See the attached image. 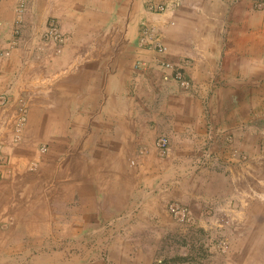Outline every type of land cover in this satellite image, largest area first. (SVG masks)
<instances>
[{
    "label": "crops",
    "instance_id": "1",
    "mask_svg": "<svg viewBox=\"0 0 264 264\" xmlns=\"http://www.w3.org/2000/svg\"><path fill=\"white\" fill-rule=\"evenodd\" d=\"M259 1L179 0L157 14L149 0H0V143L11 168L0 182V264H151L177 227L172 200L201 224L208 209L234 221L231 249L213 264H264ZM52 22L61 44L46 37ZM143 25L166 55L140 45ZM164 61L190 91L164 80Z\"/></svg>",
    "mask_w": 264,
    "mask_h": 264
},
{
    "label": "built area",
    "instance_id": "2",
    "mask_svg": "<svg viewBox=\"0 0 264 264\" xmlns=\"http://www.w3.org/2000/svg\"><path fill=\"white\" fill-rule=\"evenodd\" d=\"M150 5L148 7L149 11L157 14H162L170 9L176 7L180 4L179 0L173 4H156L154 0H149ZM255 8L257 10H264V3L260 2L256 4ZM26 10L25 4L21 2L17 8L18 20L15 23L14 29L12 30L11 44L15 45L17 38L20 36V26L23 22L24 12ZM46 37L50 41L56 43H63L65 38L60 32L59 26L52 22L46 31ZM140 45L148 50H152L160 55H166L169 51L168 47L162 41L160 33L154 28L147 25H143L141 28V33L139 37ZM59 52L60 50L57 49ZM5 52L0 51V58L3 57ZM165 69L171 71V74H167L164 77L165 81H174L179 84V86L185 90L190 91L193 86L191 81L185 77L179 65H176L170 61H164L161 64ZM7 97L4 95L0 96V105L3 107L7 106ZM28 119V110L24 103H22L16 110L15 126L13 128V134L15 136V142L21 141V135ZM156 147L158 153L161 157H167L171 152V141L167 136H160L156 141ZM41 152H47V147L42 146ZM210 154H207L209 157ZM11 173L10 160L7 158L4 152V145L0 143V182L6 180ZM167 211L172 218V220L178 225L185 228H193L197 223V218L193 210L177 200H172L167 205ZM215 222L218 227L226 229H234L236 225L232 222L231 218L226 215L216 216ZM220 247L223 253H227L229 250V241L223 239L220 242Z\"/></svg>",
    "mask_w": 264,
    "mask_h": 264
},
{
    "label": "rangeland",
    "instance_id": "3",
    "mask_svg": "<svg viewBox=\"0 0 264 264\" xmlns=\"http://www.w3.org/2000/svg\"><path fill=\"white\" fill-rule=\"evenodd\" d=\"M260 2L264 3V0L258 3ZM200 211L204 212V209ZM216 213L215 209L213 211L211 209L206 210L204 217L203 215L200 217L202 219L206 217V222L201 224V221L196 217L198 221L193 228L182 227L173 221L177 224L175 231H171L163 241L155 245L159 247L158 252L160 253L158 256H153L151 264H213L218 257L227 255L231 249L230 237L235 227L234 229H226L211 223L208 224L213 216L214 218L221 216L216 215ZM232 222L234 221L232 220ZM223 239H229L227 253H223L220 247V242Z\"/></svg>",
    "mask_w": 264,
    "mask_h": 264
}]
</instances>
